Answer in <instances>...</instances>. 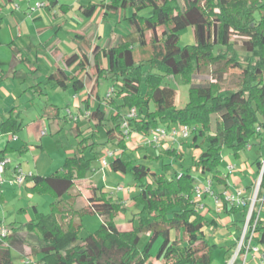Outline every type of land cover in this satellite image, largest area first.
I'll list each match as a JSON object with an SVG mask.
<instances>
[{
    "label": "trees",
    "instance_id": "trees-1",
    "mask_svg": "<svg viewBox=\"0 0 264 264\" xmlns=\"http://www.w3.org/2000/svg\"><path fill=\"white\" fill-rule=\"evenodd\" d=\"M11 1L0 0V28L4 19L2 7ZM57 4V0H50L48 7ZM98 5L103 7L102 21L107 20L108 13L130 10L126 19L131 31L119 36L115 42L109 39L95 54L94 62L79 45V51L65 59L67 65H77V76L64 79L51 73L47 79L66 88L69 81L76 82L87 70H95L85 108L90 120L105 127L106 141H114L122 150V154L110 162L109 168L114 172L132 173L139 189L133 201L141 209L134 214L131 229H120L116 219L125 214L127 208L101 186L92 188L87 206L76 208L79 195L73 194L72 190L77 180L86 177L91 166L92 159L87 157V151L96 153L104 144L97 142L94 132L93 142L84 138L73 155L66 157L61 169L49 175H27L28 192L55 198L49 213L36 210L37 219L29 223V231L41 234L42 244L36 250L39 261L43 264H212L217 244L208 238L205 228L210 226L216 230L217 224L207 219V211L195 207L193 195L197 182L193 168L210 175L217 187L228 188L229 175L220 169L222 148L231 149L239 158L253 145H264V0H104L100 4H80L79 9L89 18ZM145 9H150L148 16L141 14ZM188 26L193 27L195 43L182 46L180 32ZM233 35L245 38L241 45L246 53L244 62L240 61ZM15 53L21 60H26L24 48L20 47ZM141 53L143 58L137 59ZM209 60L223 62L221 71L216 74L219 80L225 69L239 67L243 73L241 84L234 89L221 90L214 82L192 83L195 70L199 71ZM166 76L173 77L179 84L190 85L189 101L184 107L177 104V90L164 85ZM5 77L0 74V81ZM100 79H110L116 86L114 97L106 96L102 100L98 91ZM92 97L98 102L96 107L91 106ZM103 101L116 109L111 118L108 109L102 107ZM151 101L154 110L149 109ZM123 107L138 110V119L131 121V128L144 135L159 126L183 124L191 127L190 139L181 143L200 150L192 165L177 172L172 163L162 161L158 172L137 159L125 158L128 145L121 130L125 115L121 112ZM22 126L21 112L16 107L0 120V131L4 134H15ZM11 151L12 148L7 146L0 149V155ZM182 156L177 148L169 147L158 151L151 159L159 162L165 157ZM254 163L260 175L261 157ZM261 186L264 187V172ZM247 209L248 206L228 208L225 205L223 210L231 214ZM87 213L98 214L103 223L97 232L81 236V216ZM255 219L256 213L252 215V224ZM2 225L6 224L0 220V227ZM6 226L11 232L6 236L0 234V245L4 242L8 245L0 251V264H15L11 248L22 247L25 237ZM237 229L241 231L242 226L238 225ZM258 229L262 237L257 241L264 242V222L259 223ZM174 230L177 232L175 237L172 235ZM144 233L149 238L141 246ZM159 237L163 242L153 256L151 247Z\"/></svg>",
    "mask_w": 264,
    "mask_h": 264
},
{
    "label": "rangeland",
    "instance_id": "rangeland-1",
    "mask_svg": "<svg viewBox=\"0 0 264 264\" xmlns=\"http://www.w3.org/2000/svg\"><path fill=\"white\" fill-rule=\"evenodd\" d=\"M42 1L44 0H13L11 3L2 7L1 14L4 19L0 28V74H5L6 77L0 82V119L2 114H5L12 107H17L21 110L23 126L22 130L15 133L16 137L12 140H9V134H4L0 131V148H3L6 144L13 146L9 154L10 164L13 166L16 165V162H21L24 173L30 174L32 171L35 172V164L40 159L42 166H46L42 173L48 175L63 165L67 154L75 151L76 147L84 138L87 139L86 141L94 140L93 135L95 132L97 134V142L104 144L99 149L97 148L96 153L87 151V157L92 159L91 166L87 171V176L90 177H87V180L77 181L76 187L73 189V192L78 191L80 195H84V198L79 199L77 202L76 208L79 209L87 204L89 194L87 190L92 184L89 181L92 178L94 184L109 185V187L113 188H110L109 191L120 197L119 200L127 207V211L125 214L117 217L116 223L122 230L131 229L133 227L131 220L134 214L141 209V206L133 201V196L137 194L139 189L134 188L136 183L130 171L127 173H119L124 180H118L114 177L115 174L113 171L109 169L101 170V159L104 156V152L110 149H118L114 141H106L107 133L105 127L96 125L95 121L88 119V115L85 114L83 115L82 121L79 122L82 125L84 121L82 126L83 132L78 133L74 128V124L79 121L80 116L77 115L75 122L72 121L74 120L73 118L72 120L70 119L72 115L71 111H73V115L77 112L72 97L74 90L71 85L69 89L65 90L62 88L54 90L47 86V91L49 90L47 94L33 96L35 88L33 85H38V83L42 85L45 80H48L47 77L55 70L60 72L62 68L60 63L61 57L70 55L75 46L78 45L74 41L73 35L77 33L76 29L79 25L88 23L90 21L89 18H91L81 13L79 10L80 4H88L90 2L100 4L104 0H58V4L55 6L39 7L38 4ZM103 14V7L98 5L92 15V20L94 21H92V25L83 31H79L82 34L84 33V35H81L80 41L83 43L82 47L92 58V62H94L95 54L101 50L109 39L115 42L119 36L127 35L131 31V26L126 19L130 14V10L120 13H108L105 22L100 20ZM141 14L148 16L150 9L143 10ZM180 34V44L182 46H190L195 43L193 27L188 26L184 28ZM147 36L148 40H150V33ZM232 39L236 42V48L240 51V61L244 62L246 53L241 49V45L245 38L240 35H233ZM20 47L27 50L26 60H21L15 53V50H18ZM147 48L149 49L150 46H147ZM142 58L143 53L137 56V59ZM103 61L104 64H107L106 59ZM222 64L223 62L216 60L204 62L199 71L197 70L196 72L195 70L192 83L214 82L221 90L237 88L242 81L243 73L241 69L239 67H234L231 70L225 69L222 79L219 80L216 74L221 71ZM90 70L74 82L78 91L80 89L84 90V93H82L84 96L88 93L91 84L95 80V70L93 68ZM147 70L146 68L145 71ZM112 84L110 79H100L98 91L102 100L107 96L108 90L113 86ZM164 85H168L177 90V104L179 107H184L188 103L190 93L189 84H179L173 77L166 76ZM42 86L44 87V85ZM143 88H145L144 83ZM80 92L79 95L81 96ZM118 102L120 101L118 100ZM97 103L93 99L91 106L96 107ZM56 105L58 106L62 124L59 119L52 122V119L46 116V128L44 127L46 133L43 135H40L39 131L38 133H30L28 126L32 122H36L43 115L44 108L47 106L52 108ZM102 107L108 109L109 118L116 114V109L107 106L106 101H103ZM149 109H155L153 101L150 102ZM129 110V108L123 107L121 112L124 114ZM212 124L213 129H215V118L212 120ZM25 142L30 146L28 149L21 151V146ZM198 142H201V138H199ZM180 145L176 146V148L183 154L182 158L165 157L159 160L158 164L160 166L157 167L153 164L154 166L151 167L160 172V162L162 161L172 163L177 172H180L183 168L187 169L190 167L194 158L199 155L195 156V150L197 148H188L186 144H182V147ZM258 157H261V161L264 162V145L261 147L253 145V147L246 149L239 158L234 155L231 149L227 147L222 148V161L220 164L222 172L228 174L229 164L239 166L237 171L229 175L231 188H245L247 193L255 190L257 180L260 176L257 173L258 166L254 163ZM47 162H49L48 165ZM37 171L39 172V170ZM169 174H173V169L169 171ZM193 175L196 178V182H200L204 181L208 174L193 168ZM234 176H238L237 178L240 177L241 182H237ZM5 178L6 182L0 185V220L18 231L19 235L25 237V244L22 247L11 248L14 262L15 264H26L25 261L30 260L35 264H43V262L39 261V257L36 254V250L42 244L41 234L35 231H29L28 227L29 223L38 217L36 210L38 212L49 213L51 203L55 198L49 194L28 192L24 185L15 184L16 186H13L10 183V180L13 179L11 169L7 170ZM119 185L123 189H118ZM122 200L126 201L123 202ZM205 202L211 208L216 209L213 199L208 198ZM206 214L207 219L210 222H215L217 224L216 230H219L216 237H214L216 230L210 226L205 228L209 239L214 243L217 242V246L213 252L214 258L212 264H228L238 247L237 241L234 239L236 237L238 238L243 230V225L245 224L243 220H246L247 212L229 214L225 210H222L218 213L207 211ZM81 218V236L97 232L103 223V218L98 214L87 213L83 214ZM228 218L230 222L232 221L231 223H236V226L231 225L232 228H227V224H230L227 220ZM76 220L78 221V219ZM237 225L242 226L239 232H237ZM176 234L177 232L174 230L172 233L173 237ZM223 237H226V240H223ZM148 238V234L144 233L141 237L140 245L144 246ZM162 242V237L154 241L151 247V254L153 256H156ZM6 247L8 245L4 242L0 245V251ZM156 264H162V262Z\"/></svg>",
    "mask_w": 264,
    "mask_h": 264
},
{
    "label": "built area",
    "instance_id": "built-area-1",
    "mask_svg": "<svg viewBox=\"0 0 264 264\" xmlns=\"http://www.w3.org/2000/svg\"><path fill=\"white\" fill-rule=\"evenodd\" d=\"M58 1V0H57ZM50 0H44L38 4L41 6H48ZM115 87L111 86L108 90L107 97H111L114 94ZM70 112V110H69ZM89 116V112L86 113ZM138 119V110L131 108L125 113L121 124V130L123 131L126 140L130 139L133 135L131 128V121ZM76 120V117H75ZM46 130H42V134H45ZM10 135L9 140L14 139L16 136L14 133H8ZM192 134L191 127L183 124L175 126H159L152 130L149 135L141 134V143L160 146L164 142L170 144H181L182 141L189 140ZM122 154L121 149L106 150L104 156L101 159L102 167H109L110 162L117 156ZM11 160L7 155H0V185L6 182L5 174L10 169ZM237 170V166L234 164L228 165V175L233 174ZM264 172V162L261 169L256 188L251 193H247L245 188L234 187L228 188L217 187L210 175H206L204 181L197 182L194 187L193 201L196 209L200 211H209V205L206 204L205 199L211 197L215 201L216 211H222L225 205L228 208L232 207H245L247 209V218L244 221L243 230L240 233L237 241L236 252L228 264H235L240 261V264H264V242H259L257 239L262 237L261 231L258 229V225L264 222V187L262 184V177ZM13 179L10 180L12 185H25L27 183V175L23 172V169L17 165L12 169ZM256 213V219L254 223H251L252 215ZM11 232V229L6 225L0 227V234L6 236ZM26 264H35L30 260L25 261Z\"/></svg>",
    "mask_w": 264,
    "mask_h": 264
},
{
    "label": "crops",
    "instance_id": "crops-1",
    "mask_svg": "<svg viewBox=\"0 0 264 264\" xmlns=\"http://www.w3.org/2000/svg\"><path fill=\"white\" fill-rule=\"evenodd\" d=\"M13 1V0H12ZM11 1V2H12ZM11 2H8V3H11ZM7 3V4H8ZM6 4V5H7ZM80 10V9H79ZM81 11V10H80ZM103 13H104V11H103ZM102 18H103V15H102V17H101V21H102ZM90 19V21L88 22V23H83V24H81V25H79V27H77V29H76V31H77V33H74V41L78 44L77 46H75V48L73 49V52L72 53H74L75 51L77 52V51H79V45H81V46H83V43H82V41H80L81 40V35H84V33L82 34V33H80L79 31H83V30H85L87 27H90L91 25H92V23L94 22L92 19H93V17H91V18H89ZM93 21V22H92ZM102 22H105V21H102ZM80 33V34H79ZM80 37V38H79ZM71 53V54H72ZM15 57V56H14ZM66 57H67V55L66 56H63V57H61V60H60V63H61V70H60V72L59 71H53L52 73H57V74H59V76L61 77V78H66V77H69V76H77V65L76 64H74V65H67L66 64V61H65V59H66ZM87 71H89V70H87ZM86 71V72H87ZM85 72V73H86ZM84 73V74H85ZM84 74H82L81 75V77H83V75ZM80 77V78H81ZM48 78V77H47ZM4 80V79H3ZM2 80V81H3ZM1 82V81H0ZM42 85H44V87L42 86ZM41 85V83H38V85L37 84H35V85H33V87H35L34 88V94H33V96L35 95V96H42V95H45V94H47L48 93V91H47V86H48V88H52V89H54V90H56V89H58V88H62V87H59V86H56L55 84H53L52 82L50 83V82H48V80H45L44 81V83ZM72 86V88H73V92H74V94H73V99H74V102H75V108L77 109V112L73 115V111H71V113H72V115L70 116L71 118V120H72V118L74 119V120H72V121H74L75 122V117H76V120H77V115H79L80 116V118H79V121L76 123L75 122V124H74V128L78 131V133H80V132H83V130H82V126H83V124H84V121L82 122V125L81 124H79V122L80 121H82V119H83V115H85L87 112H89L86 108H85V104H86V100L88 99V97H89V92L84 96L82 93H84V90L83 89H80L79 91H81L80 93H81V96L79 95V91H78V89H77V87L74 85V82H72V81H69L68 83H67V87L66 88H62V89H69V86ZM77 85V84H76ZM113 85V84H112ZM42 87V88H41ZM91 87V86H90ZM43 89H44V91H43ZM75 91H76V93H75ZM89 91V90H88ZM92 96V95H91ZM92 100H93V97H92ZM57 107V108H56ZM13 108V107H12ZM11 108V109H12ZM16 109L18 110V111H20L21 112V110H19L17 107H16ZM9 111V110H8ZM7 111V112H8ZM76 111V110H75ZM6 112V113H7ZM5 113V114H6ZM3 115L4 114H2L1 115V119H2V117H3ZM22 116V115H21ZM46 116H48L49 117V119H52V122H55L56 120H60V123L62 124V120H61V118H60V114H59V110H58V106L56 105V106H53L52 108H49L48 106L46 107V108H44V111H43V115L36 121V122H32L28 127H29V132L30 133H38V131H39V134L40 135H43L42 134V130L44 129V127H45V124H46V121H45V117ZM0 119V120H1ZM89 119V118H88ZM63 121H66V120H63ZM43 127V128H42ZM46 128V127H45ZM141 136V133H139V132H135V131H133V135L131 136V138L130 139H128L127 140V145H128V150L126 151V153L124 154V157L125 158H134V159H137V160H139L140 162H142V163H144V164H147V165H149V166H154L153 164H155L157 167L158 166H160V164H158V162H154L153 161V159H151L152 157H154V156H156V153L158 152V151H160V150H162V149H165V148H169V147H175L176 148V146H179L180 144H174V145H172L171 146V144L170 143H166V142H164L162 145H160V146H154V145H148V144H144V143H141V140H140V137ZM182 144L183 143H181V147H182ZM7 146H9L8 144H6L3 148H0V149H4L5 147H7ZM29 144L27 143V142H25V143H23V145L21 146V151H24V150H26V149H28L29 148ZM10 147L11 148H13V146L12 145H10ZM42 148H43V146H41ZM199 150L198 149H196L195 150V156L196 155H198L199 154ZM73 153H74V151H72V152H69L68 154H67V156L66 157H68V156H71V155H73ZM9 154H10V152H7L6 153V155L9 157ZM146 155H148V156H150V157H146ZM48 163L49 162H47V165H48ZM64 164V163H63ZM17 165H19L21 168H22V165H21V162H16V165H11L10 164V169H11V171H12V169L13 168H15ZM63 166V165H62ZM61 166V167H62ZM237 166V170L239 169V166L238 165H236ZM12 167V168H11ZM45 167L46 166H42V162L40 161V159L38 160V162H36V164H35V167H34V170H35V172L34 171H32L31 173H34V174H38V175H46V174H44V173H42V172H44V170H45ZM61 167L59 168V169H61ZM103 169H109L110 171H112L109 167H106V168H102V166H101V170H103ZM36 170H39V172L37 171L36 172ZM58 170V169H57ZM236 170V171H237ZM56 171V170H55ZM114 172V171H113ZM51 174V173H50ZM114 177L116 178V179H118V180H124V178H122V176H120L119 175V172H114ZM12 175H13V173H12ZM49 175V174H48ZM87 177H90V176H87L86 175V177L84 178V179H81V180H87ZM235 178V180H237V182H241V179H240V177L239 178H237L238 176H234ZM91 180H89L90 182H92V184L90 185V188H88V197H89V195H90V193H91V190H92V188L93 187H96V186H98V187H103V191H105V192H108L114 199H119L120 197H118V195H116L115 193L113 194L112 192H110L109 191V189L110 188H112V187H109V185H97V184H94L93 183V180H92V178H90ZM77 181H80V180H77ZM77 181H76V183H77ZM30 185V183H26L24 186H25V188L27 189V186H29ZM229 185H230V177H229ZM13 186H16V185H13ZM76 187V184H75V186H74V188ZM136 187V185L134 186V188ZM73 188V189H74ZM119 188H122L123 189V187L121 186V185H119L118 186V189ZM125 188V187H124ZM133 188V187H132ZM113 189V188H112ZM136 189H138L137 187H136ZM72 192H73V190H72ZM73 194H78L79 195V197H78V199H77V201H76V205H77V202L79 201V199H83L84 198V195H80V192H73ZM208 198H211V197H207L206 199H208ZM88 199V198H87ZM205 199V200H206ZM212 199V198H211ZM123 202H125L124 200H122ZM89 204V202H87V204L85 205V206H87ZM132 204H133V202H132ZM207 204V203H206ZM85 206H83V207H85ZM125 206V205H124ZM83 207H81V208H83ZM126 207V206H125ZM127 208V207H126ZM80 209V208H79ZM209 211H213V212H216V213H218L219 211H216V209H213V208H211V206L209 205ZM228 220V222L230 223V224H227V228H232V226L231 225H233V226H236V224H233V223H231L230 222V219L228 218L227 219ZM237 228H238V225H237ZM222 229V228H221ZM223 230V229H222ZM221 230V231H222ZM218 231L219 230H216L215 232H214V237H216V234L218 233ZM237 232H239V230L237 229ZM239 237V236H238ZM209 238V237H208ZM237 239V237L234 239V240H236ZM223 240H226V237H223ZM217 243V242H216Z\"/></svg>",
    "mask_w": 264,
    "mask_h": 264
}]
</instances>
